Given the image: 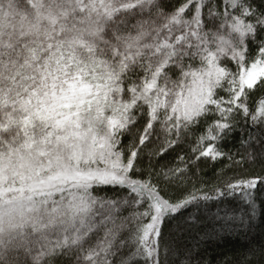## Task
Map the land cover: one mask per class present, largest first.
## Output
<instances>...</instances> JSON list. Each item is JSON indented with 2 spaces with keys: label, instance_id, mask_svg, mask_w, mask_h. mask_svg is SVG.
<instances>
[{
  "label": "snow or ice",
  "instance_id": "1",
  "mask_svg": "<svg viewBox=\"0 0 264 264\" xmlns=\"http://www.w3.org/2000/svg\"><path fill=\"white\" fill-rule=\"evenodd\" d=\"M0 264H264V0H0Z\"/></svg>",
  "mask_w": 264,
  "mask_h": 264
},
{
  "label": "trees",
  "instance_id": "2",
  "mask_svg": "<svg viewBox=\"0 0 264 264\" xmlns=\"http://www.w3.org/2000/svg\"><path fill=\"white\" fill-rule=\"evenodd\" d=\"M212 168L209 166V168L205 169V178L210 179L212 176ZM221 251L220 248H213V249H208V256L211 257L212 259L216 258L217 252Z\"/></svg>",
  "mask_w": 264,
  "mask_h": 264
}]
</instances>
